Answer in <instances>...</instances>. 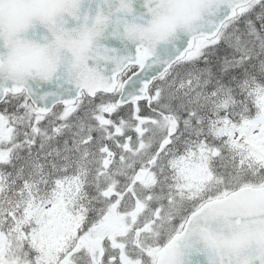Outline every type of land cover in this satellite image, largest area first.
I'll list each match as a JSON object with an SVG mask.
<instances>
[{"label": "snow or ice", "instance_id": "6c2138e0", "mask_svg": "<svg viewBox=\"0 0 264 264\" xmlns=\"http://www.w3.org/2000/svg\"><path fill=\"white\" fill-rule=\"evenodd\" d=\"M0 264H264V0H0Z\"/></svg>", "mask_w": 264, "mask_h": 264}]
</instances>
